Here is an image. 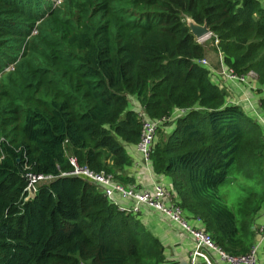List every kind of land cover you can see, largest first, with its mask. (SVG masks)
Here are the masks:
<instances>
[{
	"label": "trees",
	"instance_id": "trees-1",
	"mask_svg": "<svg viewBox=\"0 0 264 264\" xmlns=\"http://www.w3.org/2000/svg\"><path fill=\"white\" fill-rule=\"evenodd\" d=\"M187 18L207 26L227 69L264 85V8L255 0H0V264L163 262L139 213L66 175L74 158L132 184L115 171L130 166L124 145L141 136L130 97L147 118L175 125L150 158L179 207L226 253L251 249L250 219L264 203L262 131L223 106ZM175 110L184 113L170 121ZM233 172L253 181L239 218L218 192ZM26 174L52 179L27 199Z\"/></svg>",
	"mask_w": 264,
	"mask_h": 264
},
{
	"label": "crops",
	"instance_id": "crops-1",
	"mask_svg": "<svg viewBox=\"0 0 264 264\" xmlns=\"http://www.w3.org/2000/svg\"><path fill=\"white\" fill-rule=\"evenodd\" d=\"M255 1H257L260 6L264 8V0ZM208 53L210 52L207 51V54ZM207 54L204 56L208 61L206 69L208 71L209 82L223 93V106L239 107L247 117L258 124L264 139V85H261L258 82L256 75L245 76L243 82L231 80L227 76V68L223 64L220 53L215 51L212 54ZM132 100V102L129 101V110L134 111L139 115L142 108L140 105L136 104H139L136 98ZM183 113V111L179 110L173 111V116H170V121L181 117ZM169 130L170 128L166 131L171 133V130ZM124 149L130 158L131 164L130 166H124V171H122L121 174L117 173L118 176H124L127 178L128 182H132L133 186L148 191H150L154 185H160L167 189L168 193L172 195L170 198H167V202H169V199H172L173 202L179 203L177 193L174 190L172 181L168 176L155 174L153 172L152 165L145 166L136 145L125 144ZM139 214V220L147 230L148 227L146 226V223H144L141 210L139 211ZM166 217L171 222L160 216L162 229L159 231V234L163 238L164 244L159 241L158 237L153 232L154 238L158 239V242L163 248V262L161 264H189L188 258L194 248L193 240L184 228L173 222L168 216ZM186 217L191 216L186 213ZM255 218L256 225L253 224L255 225L254 232L252 228L253 225L250 228L253 238L252 247H256L257 264H264V241H260V238L256 236L257 234L255 231L258 226L264 225V203ZM193 222L194 224L191 223L193 227L200 225L199 221L196 219ZM210 258L212 264H224L217 259L214 253H212ZM197 262L198 264H204L201 260H197Z\"/></svg>",
	"mask_w": 264,
	"mask_h": 264
},
{
	"label": "built area",
	"instance_id": "built-area-1",
	"mask_svg": "<svg viewBox=\"0 0 264 264\" xmlns=\"http://www.w3.org/2000/svg\"><path fill=\"white\" fill-rule=\"evenodd\" d=\"M198 64L206 67L205 60H199ZM256 75L253 72H248L246 75L237 76L233 71L227 69V76L233 81L243 82L245 76ZM142 121V130L139 142L136 144L138 152L142 158L145 166L152 165L151 154L154 149V144L157 135V129H164L166 120H151L144 114L139 113ZM69 163L73 170L68 172L67 176L82 177L90 184L98 187L102 195L111 203L116 205L121 211L139 213L142 206H146L163 215L168 216L173 222L179 224L189 234L193 240L194 248L189 255V264H198L197 260H201L204 264H212L210 256L214 253L217 259L224 264H257L256 247L251 249L244 255H230L217 247L211 236L204 228L191 227L186 220V213L179 207L178 203L173 202L172 199L167 198L172 196L168 190L160 185H154L150 191L137 188L133 184L123 185L118 182L113 175L105 174L103 172H94L88 170L86 167H80L74 158L69 159ZM51 177L43 175L26 174L27 186L25 188L26 198L28 197V190L30 187L36 192V185L38 183L47 182ZM115 196H119L125 200H132L133 206L125 208L115 202ZM196 220L200 221L196 218ZM256 234L260 241H264V225H260L256 229Z\"/></svg>",
	"mask_w": 264,
	"mask_h": 264
},
{
	"label": "rangeland",
	"instance_id": "rangeland-1",
	"mask_svg": "<svg viewBox=\"0 0 264 264\" xmlns=\"http://www.w3.org/2000/svg\"><path fill=\"white\" fill-rule=\"evenodd\" d=\"M57 3H58V1H57ZM199 44H201V45H203L204 46V48L207 50V51H209L210 53H208L207 54V51H205V53H204V55L205 54H207V55H209V54H212L213 52H215V50H214V48H215V45H214V43L212 44V37H211V35L210 36H208V37H206L205 39H203L202 41H200V42H198ZM201 60H205L206 62H207V65H206V67L208 66V61H207V58H205V56L201 59ZM132 99H134V98H130L129 99V101H133ZM135 102V101H134ZM136 103V102H135ZM137 105H140V104H138V103H136ZM140 107H141V105H140ZM145 115V114H144ZM150 119V118H149ZM152 120V119H151ZM166 124H167V126L164 128V129H162V128H159V129H157V135H156V140H155V144H154V148H155V146L158 144V145H160L161 144V142H163V140L165 139V138H167L168 137V135H169V132L168 131H166L168 128H170V130H171V128H173V123H170V122H166ZM169 130V131H170ZM158 147V146H157ZM106 164L107 165H109V166H111L112 164H113V162H112V160H110V161H106ZM116 173L118 172V173H122V171H124L123 170V167L122 168H116ZM233 173H236V172H233ZM233 173H231V174H229V176H228V178H227V180L219 187V189H218V192H219V195L221 196V198L223 199V201H224V203L233 211V213L239 218V211L241 210V208H242V206H243V202L244 201H247V199H248V195H249V192H250V186L249 185H243V186H241V191H243L244 192V195L243 196H237L234 200H232V202H231V205L229 206L228 205V202H227V186H229L230 184H231V181H230V179H229V177L233 174ZM261 175H263L264 176V166H263V169L259 172ZM123 179H126L127 180V178L126 177H124V176H121L120 177V180L121 181H123ZM40 184H42V183H38L37 185H36V187H38ZM263 189H264V180H263V183L261 184V185H259L258 187H257V190L259 191V197H260V195H263L264 196V192H263ZM259 197H257V198H259ZM115 202L118 204V205H121V206H123V207H125V208H131L132 206H133V201L132 200H125V199H122V198H120L119 196H115ZM120 210V209H119ZM140 210L142 211V214H143V218H144V223H146V226L148 227V232L154 237V235H153V232L156 234V236L158 237V239H159V241L160 242H162L163 244H164V242H163V238L160 236V234H159V231H161V229H162V226H161V223H160V216H162V217H164V218H166L167 220H169L165 215H163V214H161V213H159V212H157V211H155V210H153V209H150V208H148V207H144V206H142L141 208H140ZM256 215H257V213L256 214H254L253 216H252V218L250 219V224H251V226L253 225V224H255V221H256ZM190 216L191 217H186V220H187V223L191 226V227H193L192 225H191V223L192 224H194V222L193 221H195V218L193 217V215H191L190 214ZM170 221V220H169ZM171 222V221H170ZM199 223H200V225H198L197 226V228H204L205 229V227H204V224L201 222V221H199ZM174 224V223H173ZM256 225V224H255ZM255 225H253L252 226V228H253V232H254V227H255ZM250 226V227H251ZM256 231V230H255ZM210 235V234H209ZM257 236V235H256ZM258 237V236H257ZM157 239V240H158Z\"/></svg>",
	"mask_w": 264,
	"mask_h": 264
},
{
	"label": "clouds",
	"instance_id": "clouds-1",
	"mask_svg": "<svg viewBox=\"0 0 264 264\" xmlns=\"http://www.w3.org/2000/svg\"><path fill=\"white\" fill-rule=\"evenodd\" d=\"M231 184L227 186V202L228 205H231L232 200L237 196H243L244 192L241 191V186L243 185H252L253 181L245 178L241 173H233L229 177Z\"/></svg>",
	"mask_w": 264,
	"mask_h": 264
},
{
	"label": "water",
	"instance_id": "water-1",
	"mask_svg": "<svg viewBox=\"0 0 264 264\" xmlns=\"http://www.w3.org/2000/svg\"><path fill=\"white\" fill-rule=\"evenodd\" d=\"M185 22L190 30V33L198 42L202 41L203 39L211 35V32L209 31V29L205 24L199 25L189 18L185 19ZM28 193L29 194L27 199L34 198L35 191L32 187L29 188Z\"/></svg>",
	"mask_w": 264,
	"mask_h": 264
}]
</instances>
